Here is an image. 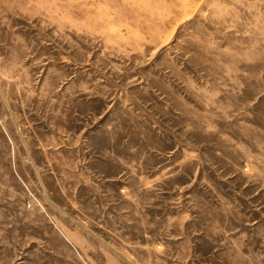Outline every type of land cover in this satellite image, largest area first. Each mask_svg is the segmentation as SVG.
Listing matches in <instances>:
<instances>
[{
	"label": "rangeland",
	"instance_id": "374dc122",
	"mask_svg": "<svg viewBox=\"0 0 264 264\" xmlns=\"http://www.w3.org/2000/svg\"><path fill=\"white\" fill-rule=\"evenodd\" d=\"M0 264H264V0H0Z\"/></svg>",
	"mask_w": 264,
	"mask_h": 264
}]
</instances>
